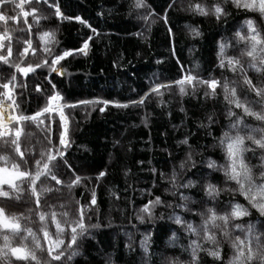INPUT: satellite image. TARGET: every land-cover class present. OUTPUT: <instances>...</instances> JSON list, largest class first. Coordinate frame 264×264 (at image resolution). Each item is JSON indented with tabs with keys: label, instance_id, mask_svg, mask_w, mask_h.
Returning a JSON list of instances; mask_svg holds the SVG:
<instances>
[{
	"label": "trees",
	"instance_id": "16d2710c",
	"mask_svg": "<svg viewBox=\"0 0 264 264\" xmlns=\"http://www.w3.org/2000/svg\"><path fill=\"white\" fill-rule=\"evenodd\" d=\"M16 2L19 0H9L8 3L0 5V13L18 15ZM51 2L59 5L65 18L57 20L53 8V14L45 21V26L55 32L58 41L56 47L61 51L74 50L57 64L58 71H63L64 75H52H55L57 81H63L62 92L73 102L92 101L90 104H76L71 109H61L69 117L66 129L71 147L67 151V161L75 168L72 171L67 167L63 168L67 175L62 180L69 187L64 189L63 198H54V202L59 205L72 201V208L78 210L79 205L75 202L86 203L85 195L90 198L95 190L97 205L85 208V223H96L98 219H103L105 223L111 221L110 227L94 230V238H83L81 247L77 249L79 254L69 264H87L86 258H91L95 264H106L108 257L112 264H171L173 258L187 260V254L180 247L181 243L187 244V238L167 219L172 209L164 206L168 203L174 204L179 199L177 190L172 187L173 170L185 179L192 178L190 172L181 173L180 162L185 158L188 146L178 145V141L188 138L197 161L202 154L223 163V154L219 148L205 146L214 142V136L221 135L227 120L222 94L206 98V89L203 86L198 87L195 92L188 86L186 94L182 96L180 86H176L174 81L181 75L182 66L186 72H196L204 78L210 75L220 78L221 74L231 77V72L215 65L217 41L230 37L232 33L224 32L222 23L218 24L214 17L189 11V0H144L148 13L155 15L154 19L149 15L147 20L130 14L128 3H134L135 0ZM199 2L200 0H191V6L194 8ZM30 4L32 7H40L34 0H30ZM169 4L173 6L169 8ZM44 7L47 8V5ZM25 8H29V5L26 4ZM164 8H168V25L161 18ZM232 12L235 13L236 9H232ZM77 16L90 24L91 28H95L96 32L77 21ZM239 19H243V14ZM256 19L259 24L264 25V20L259 17ZM28 21L32 22L33 18L29 17ZM9 26L24 27V18H19L16 25L9 21ZM169 28L172 29V37H169ZM193 28L201 34L195 35ZM2 30L3 24L0 22V31ZM10 34L22 39L27 30ZM85 40L88 41V48L83 54L79 50L84 46ZM44 55L42 50L39 55L30 52L29 62L43 63ZM178 60L180 63H177ZM0 70L7 76L0 77V82H7L14 73V69H9L6 64H0ZM35 71L40 72L42 69L36 68ZM43 72L44 75L50 74L49 69H43ZM29 77L37 84L48 85L47 80H42L34 73H29ZM68 80L72 81L71 87ZM150 83L152 87L156 83H164L170 87L152 94L146 106L115 107L112 103H97L105 99L121 104L130 99L139 101L145 93L151 91ZM28 84V77H20L19 86L14 91L17 101L23 95L22 112L32 115L41 107L47 106V96L37 93L34 85L29 95ZM45 91L47 95H51V85ZM137 92L140 96H137ZM100 107L105 108L103 113L99 111ZM53 114L54 112L44 113L36 121L26 125L37 159L48 142L46 133L54 132L58 142L59 117L57 116L55 122L45 119ZM209 115L217 121L211 129L207 126ZM213 129V135H207ZM170 151L172 156L169 155ZM6 154L0 149V155ZM31 155L32 152H29L30 157ZM248 155L251 156V153ZM137 161L143 163L138 164ZM252 163L257 161L253 159ZM100 171L106 174L98 180ZM77 177L79 183L71 185V180ZM212 182L222 189H228L221 191L217 198L222 206L231 200L247 203L238 193L230 190L222 172L213 173ZM231 187H235L234 183ZM179 192L197 201L203 197V192L198 187L179 189ZM157 197L163 204L155 203ZM145 204L149 205L153 219L140 223L133 207L139 211ZM141 214L148 216L146 212ZM186 215L191 218L190 214ZM255 218L254 215L244 217L243 222L255 221ZM172 230L177 232L176 238H172ZM147 232L152 235L145 240L148 250L146 254L140 241ZM129 235L132 236L131 241L128 239ZM126 242L131 244L130 249L125 247ZM223 251L229 252L227 243L224 244ZM203 259L207 264H212L209 257L203 256Z\"/></svg>",
	"mask_w": 264,
	"mask_h": 264
},
{
	"label": "snow or ice",
	"instance_id": "6c2138e0",
	"mask_svg": "<svg viewBox=\"0 0 264 264\" xmlns=\"http://www.w3.org/2000/svg\"><path fill=\"white\" fill-rule=\"evenodd\" d=\"M8 2L9 0H0V5ZM34 2L40 7H32L30 0H19L15 3V9L19 10L18 15L8 16L0 13V22L3 24V30L0 31V64L14 69L7 82H0V149L7 153L0 155V264H69V261L79 254L77 249L81 247L83 238H94V230L110 227L111 221L105 223L103 219H98L96 223H85V208L97 205L95 190L90 198L85 195L86 203L75 202L79 205L78 210L72 208V201L59 205L54 202V198L62 199L64 189L69 187L62 180V177L67 175L63 168L67 167L69 171L75 168L67 161V151L71 147L66 129L69 117L61 109H71L76 104H90L92 101L73 102L62 92L63 81H57L55 75H52H64L63 71H58L57 64L74 50L61 51L56 47L58 41L55 32L45 26V21L53 14V8L57 20L65 18L59 5H53L51 0ZM26 4L29 5L27 9ZM189 5L188 10L193 14L214 17L218 24L222 23L224 32L232 33L230 37L217 41L215 65L231 72L232 76L221 74L220 78L212 75L204 78L196 72H186L182 66L181 75L174 81L176 86H180L182 96L186 94L188 86L192 87L193 92L203 86L206 89V98L222 94L227 124L221 135L214 136V142L205 146L219 148L223 154V163L202 154L201 159L197 161L194 159L188 138L178 141V145L188 146L186 156L180 162L181 173L190 172L192 178L185 179L173 170L172 187L177 190L179 199L174 204L168 203L164 206L172 209L167 219L187 238V244L181 243L180 247L188 259L182 261L173 258L171 264H207L203 256L209 257L212 264H264V25L259 24L256 19L259 17L264 20V0H230V3L229 0H200L194 8L189 0ZM172 6L168 5L169 8ZM161 7L163 8V5ZM128 8L130 14L138 18L147 20L149 15L155 18L154 14L148 13L144 0L129 2ZM232 9H236V12H232ZM43 12L48 14L39 15ZM167 12L168 8H164V15L161 17L165 25L169 23ZM248 13L253 15L248 16ZM241 14L243 19L238 20ZM21 17L24 18V27L9 26V21L16 25ZM29 17L33 18L32 22L28 21ZM75 19L91 28V25L79 16ZM230 20L232 23H229ZM25 29L27 34L22 39L10 34L25 32ZM91 30L96 32L95 28ZM192 32L195 35L201 34L195 28ZM168 33L169 37L173 36L171 28ZM87 48L88 41L85 40L84 47L79 51H85ZM41 50L45 53L43 63H30L29 53L39 55ZM172 54L175 56L174 52ZM36 68L42 71L36 72ZM43 69H49L50 74L44 75ZM29 73L47 80L48 85H51V95H47L45 91L48 85L37 84L29 77ZM0 77L7 78L3 70H0ZM20 77L29 78V95L34 85L37 93L47 96V106L41 107L32 115L24 114L21 110L23 95L20 101L16 100L14 90L19 86ZM67 83L71 87L72 81L68 80ZM169 87L164 83H156L152 87L150 83L151 91L145 93L139 101L130 99L121 104L105 99L97 103H112L115 107L146 106L152 94ZM137 96H140L139 92ZM5 106L8 110L7 117L4 115ZM99 111L103 113L105 108L100 107ZM53 112V115L45 119L55 122L57 116L59 117L58 142L54 132L46 133L48 142L37 159L26 125L36 121L44 113ZM207 120L210 129L217 122L211 115ZM213 132L214 129L207 135H213ZM29 152H32L31 157ZM169 155H173L171 151ZM253 159L257 163L253 164ZM152 171L155 172V169ZM220 172L225 182L229 183L230 190L243 197L246 204L231 200L222 206V202L217 198L221 191L228 189H222L212 182L213 173ZM105 174L100 171L97 179ZM78 183L79 177L71 180V185ZM233 183L235 187H231ZM194 187L203 192L199 201L179 192V189ZM109 192L111 193V189ZM155 203L163 204L159 197ZM133 212L140 223L153 219L147 204L139 211L134 206ZM142 212L148 213V216L145 217ZM186 214H190L191 218H187ZM253 215L256 217L255 221L243 222L244 217ZM151 235V232H147L140 241L146 254L148 250L145 240ZM176 237L177 232L172 230V238ZM128 239L131 241L132 236L129 235ZM225 243L229 246L228 253L223 251ZM125 247L130 249L131 244L126 242ZM86 259L87 264H95L91 258ZM106 264H112L110 257Z\"/></svg>",
	"mask_w": 264,
	"mask_h": 264
},
{
	"label": "rangeland",
	"instance_id": "374dc122",
	"mask_svg": "<svg viewBox=\"0 0 264 264\" xmlns=\"http://www.w3.org/2000/svg\"><path fill=\"white\" fill-rule=\"evenodd\" d=\"M84 47V46H83ZM82 47V48H83ZM86 51V50H85ZM85 51H81L83 54H85ZM56 103H60V102H56ZM7 103H5V105H6ZM6 111V112H5ZM5 111H4V113H7V115H8V110H7V107L5 106ZM6 115V114H5ZM6 117V116H5Z\"/></svg>",
	"mask_w": 264,
	"mask_h": 264
},
{
	"label": "bare ground",
	"instance_id": "6f19581e",
	"mask_svg": "<svg viewBox=\"0 0 264 264\" xmlns=\"http://www.w3.org/2000/svg\"><path fill=\"white\" fill-rule=\"evenodd\" d=\"M6 112V111H5ZM6 114V115H5ZM4 115L7 117V113H4Z\"/></svg>",
	"mask_w": 264,
	"mask_h": 264
}]
</instances>
